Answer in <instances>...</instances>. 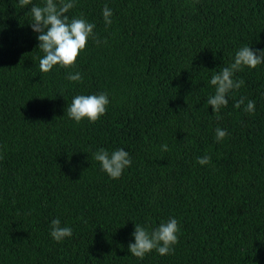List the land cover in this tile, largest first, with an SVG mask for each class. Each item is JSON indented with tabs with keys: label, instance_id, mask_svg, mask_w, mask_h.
Returning <instances> with one entry per match:
<instances>
[{
	"label": "trees",
	"instance_id": "16d2710c",
	"mask_svg": "<svg viewBox=\"0 0 264 264\" xmlns=\"http://www.w3.org/2000/svg\"><path fill=\"white\" fill-rule=\"evenodd\" d=\"M75 4L67 15L95 24L100 44L89 38L77 68L42 73L32 5L0 0V264H264V63L235 73L245 83L219 120L206 104L211 77L242 46L264 49V0ZM102 92L96 123L66 115L76 95ZM241 97L255 114L234 107ZM100 148L129 152L119 179L101 170ZM170 217L174 254L130 253L135 224L151 231ZM55 218L73 230L63 242L50 235Z\"/></svg>",
	"mask_w": 264,
	"mask_h": 264
},
{
	"label": "clouds",
	"instance_id": "9594fccd",
	"mask_svg": "<svg viewBox=\"0 0 264 264\" xmlns=\"http://www.w3.org/2000/svg\"><path fill=\"white\" fill-rule=\"evenodd\" d=\"M32 5L29 13L32 17L30 24L34 32L38 33V49L44 55L39 60V69L42 73H49L55 66L64 69H75L78 66V58L86 49L89 38L95 40L97 45L100 40L94 33L95 24L88 22L83 16L69 17L67 13L76 6L75 0H45L43 6L34 5L32 0H19V6L24 8ZM105 25L113 24V11L105 5L102 10ZM104 43H107L105 40ZM264 63V49H253L249 45L242 46L234 56V62L230 66L223 67L219 73L213 74L210 84L214 86L215 92L207 98V106L211 105L213 111L220 119V110L229 104V94L239 90L245 83L243 79L235 80L236 72L243 71L245 67L255 69ZM66 79L71 82H83L80 72H68ZM43 98V97H41ZM241 97L235 102L234 107L249 114H255V101ZM110 100L106 92L92 95H76L66 108V115L79 124L87 119L96 123L107 112ZM226 130L217 127L215 139L223 141L227 137ZM162 151L168 150V145H162ZM2 158V157H0ZM94 158L101 164V170L106 172L111 179H119L124 170L131 166L132 160L129 152L123 148L109 153L100 148L94 153ZM197 163L207 165L211 163V157L205 155L197 157ZM180 224L179 221L170 217L161 222L157 227L149 231L145 226L135 224L132 235L134 243H129L130 253L143 259L146 254L155 250L160 255L174 254L175 245L179 243ZM50 235L56 242H63L73 235L71 227L62 226L61 220L55 218L50 224Z\"/></svg>",
	"mask_w": 264,
	"mask_h": 264
}]
</instances>
